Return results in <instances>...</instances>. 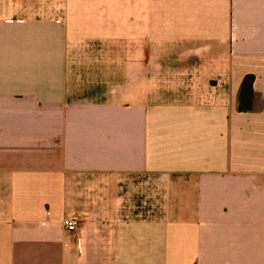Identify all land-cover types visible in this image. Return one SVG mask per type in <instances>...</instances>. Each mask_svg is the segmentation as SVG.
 I'll use <instances>...</instances> for the list:
<instances>
[{"label": "crops", "instance_id": "crops-1", "mask_svg": "<svg viewBox=\"0 0 264 264\" xmlns=\"http://www.w3.org/2000/svg\"><path fill=\"white\" fill-rule=\"evenodd\" d=\"M0 264H264V0H0Z\"/></svg>", "mask_w": 264, "mask_h": 264}, {"label": "trees", "instance_id": "trees-1", "mask_svg": "<svg viewBox=\"0 0 264 264\" xmlns=\"http://www.w3.org/2000/svg\"><path fill=\"white\" fill-rule=\"evenodd\" d=\"M255 81L254 75H246L243 79L240 95H239V111L249 112L253 108L254 88Z\"/></svg>", "mask_w": 264, "mask_h": 264}, {"label": "built area", "instance_id": "built-area-1", "mask_svg": "<svg viewBox=\"0 0 264 264\" xmlns=\"http://www.w3.org/2000/svg\"><path fill=\"white\" fill-rule=\"evenodd\" d=\"M64 225L69 232H75L78 229V221L75 218L65 219Z\"/></svg>", "mask_w": 264, "mask_h": 264}]
</instances>
